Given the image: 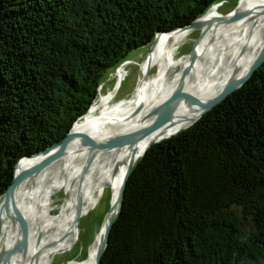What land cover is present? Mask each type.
<instances>
[{
	"label": "trees",
	"instance_id": "1",
	"mask_svg": "<svg viewBox=\"0 0 264 264\" xmlns=\"http://www.w3.org/2000/svg\"><path fill=\"white\" fill-rule=\"evenodd\" d=\"M220 1L0 0V194L132 51ZM100 264H264V62L136 160Z\"/></svg>",
	"mask_w": 264,
	"mask_h": 264
},
{
	"label": "bare ground",
	"instance_id": "2",
	"mask_svg": "<svg viewBox=\"0 0 264 264\" xmlns=\"http://www.w3.org/2000/svg\"><path fill=\"white\" fill-rule=\"evenodd\" d=\"M243 1L238 3L235 11L251 13L246 17L225 21L223 16L211 11L203 16L200 28H207L208 31L201 38L203 41L199 47L186 59L175 57V54L190 34L189 30L158 35L149 54L139 63L140 76L130 100L112 103V99L102 98L101 107L104 109L99 115L93 116L91 110L83 122L78 120V124H74L73 131L81 130L83 133L72 140L66 153L38 170L13 191L10 203L28 220L30 234L26 248L17 251L9 264H32L36 250L40 251L38 264H49L51 255L57 250L69 248L77 237L73 221L77 203H80L83 215L93 208L102 196L105 181L113 173V166L117 174L106 184L116 179L110 201L117 196L130 152H107L96 148L89 154L94 135L106 138L116 146H126L133 139L143 116L177 89L182 90L180 101L165 106L154 116L156 119L173 118L175 121L156 130L136 148L133 155L137 160L142 157L148 141L171 136L193 123L200 110L189 104L191 97L209 100L227 81L246 71L264 47V14L260 12L264 8V0ZM176 65L180 69L170 77ZM151 70H154V76ZM122 76L118 74V81ZM58 149L60 147L49 153L53 154ZM26 163L23 160L20 166ZM61 189L65 193L61 204L64 208L53 219L50 217L51 195ZM0 228V252L24 234L22 226L9 219L5 211ZM101 234L102 231L96 233L89 256L81 264H95ZM38 235L39 242L36 241Z\"/></svg>",
	"mask_w": 264,
	"mask_h": 264
},
{
	"label": "water",
	"instance_id": "3",
	"mask_svg": "<svg viewBox=\"0 0 264 264\" xmlns=\"http://www.w3.org/2000/svg\"><path fill=\"white\" fill-rule=\"evenodd\" d=\"M238 3H239V0L237 1V4ZM214 5H216V4H214ZM235 10H236V6L230 12L222 14L223 19L225 21L226 20L230 21V20H235V19L241 18V17H246V16L251 14V13L249 14V12H246V11L239 13V12H236ZM260 12H262V14H264V8ZM205 14H203L202 16L198 17L197 19L193 20L190 24L185 25L183 27L175 28L173 30L165 31V32H157L155 34L153 42L149 46V50L152 48L153 43H154V41L158 35L168 34L170 32L177 31V30H189V31L197 30L198 35L193 40L192 46H191L189 52L187 53L188 56H191V53L195 49L199 40L201 39V33L199 32L200 27H201L200 20L203 18V16ZM263 62H264V47L258 52V54L253 59V61L251 62L249 67L246 69V71L242 75H240L239 77L227 81L224 84V86L220 89V91L213 98L206 100V101H203L197 97H191L188 100L189 104L192 107L198 108L200 111H199L196 119L193 121V123L190 126H188L187 128L194 125L204 114H206L207 112L212 110L215 106H217L222 101H224L234 91L241 88L250 79V77L253 75V73L261 66V64ZM119 67L116 69V71L119 69ZM116 71H115V73H116ZM182 98H183L182 97V90L177 89L168 98H166L165 100L161 101L160 103H158L154 107H152L143 116V119L141 120L139 127L135 131L133 139L126 146H122V147L116 146L110 140L103 138L99 135H94V133H92L95 136V138L92 139V142L90 144L89 151H88L89 154L91 152H93V150H95L96 148H101L102 150L107 151V152H130V156H129V159H128L127 164H126V169L124 172L123 181L121 183L120 189H119L115 199L112 202L111 201L109 202L108 210H107V212L103 218V221L101 223V226L97 232L99 234L102 231V234H101V237L99 239V242H97V250L95 253V264H100L101 256L104 253L105 248L107 246L108 237H109V233L111 231V227L113 225V222H114L117 214L120 211L122 200H123V193H124L125 185H126L128 177L130 175V172L133 168V165L136 162L135 157L133 155L134 151L148 136L153 134L156 130H158L162 127H165V126H169L175 121L173 118H171V119H165V118L156 119L154 116L158 111L163 109L165 106L172 104V103L175 104L178 101H180ZM83 115L81 117H79L78 120H80L83 117ZM74 124H73V126H74ZM73 126L68 131V133L58 142L53 143L52 145L46 147L45 149H42L41 151L36 152L33 155L21 157L15 163L14 169H13L12 181L8 185V187L0 194V226H1V223L3 220V212L5 211L7 213V217L9 219L17 222L20 226H22V228L24 230V234L20 238L15 239L7 249L2 250L0 252V264H9L11 257L17 251L24 250L27 246V243L29 240V234H30L28 220L23 215H21V213H19L17 210H15L14 207L10 203L11 194L13 193V191L17 187H19V185H21V183H23L26 179H28L30 176H32L34 173H36L38 170H40L41 168H43L45 166L50 165L51 163L58 160L59 158H61L66 153L67 148L69 147L72 140L75 137H77L78 135H81L83 133V132H81V130L73 131ZM187 128H185V129H187ZM185 129H180L177 132H175L174 134H172L171 136H167V137L157 139V140L148 141L147 145L145 146V150L143 152V155L145 154L146 150L149 147H151L153 144L158 143L162 140L168 139L174 135H177L178 133L184 131ZM56 147H60V149H58L57 152L50 154L49 152ZM23 160H26L27 163L21 167L20 164ZM84 171H85V169L83 170L82 175H83ZM78 202H79V199H78ZM88 211L89 210H87V212ZM82 215H83V212H82L81 205H80V203H77L75 216H74V220H73L76 224L77 231H78V221ZM95 238H96V235L94 236L92 243H94ZM39 240H40V235L37 236L36 241L39 242ZM75 241H76V239H75ZM75 241L72 242L70 247L75 243ZM91 244L87 248V251H86L87 256H88V250H89V247L91 246ZM49 246H50V244L46 245L45 247H49ZM69 248L57 250L53 255H51V259L57 253L65 252ZM39 254H40V251L36 250L34 255H33V258H32V264H38ZM83 261L84 260H82L80 263H82ZM69 262H67L66 264H69Z\"/></svg>",
	"mask_w": 264,
	"mask_h": 264
},
{
	"label": "rangeland",
	"instance_id": "4",
	"mask_svg": "<svg viewBox=\"0 0 264 264\" xmlns=\"http://www.w3.org/2000/svg\"><path fill=\"white\" fill-rule=\"evenodd\" d=\"M238 0H222L216 5L212 6L208 11L214 12L217 16H222V14L230 12L235 6L237 7ZM241 0H239L240 2ZM245 1V0H244ZM243 1V2H244ZM207 11V12H208ZM207 28H200L199 32L201 33V38L207 33ZM198 35L197 30L190 31V34L185 39V41L179 46L178 50L176 51L175 57L180 59H186L188 57L187 53L189 52L193 40ZM203 39H200L198 44L196 45L194 51L199 47L200 43ZM152 49V48H151ZM149 48H142L139 50L132 51L128 58L129 61L123 63L119 67V69L110 75L109 78L105 80V82L101 85L99 89V95L97 100L93 103L94 105L83 115V117L78 121L79 123L83 122V118L92 110L93 116H97L101 113V100L102 98H109L112 99V103H118L123 101H129L131 95L134 93L135 88L138 84L139 79V63L146 57L147 54L151 51ZM180 67L176 65L173 71L170 74V77L175 75L179 71ZM121 73L123 76L121 80L118 81L117 77L118 74ZM152 76L155 75L154 70L150 72ZM115 91V93H113ZM102 96V97H100ZM97 110V111H96ZM78 122L76 124H78ZM113 173L112 175L105 181L103 185V193L102 196L97 199L96 204L90 209L85 215H82L78 221V231L75 243L65 252L57 253L53 258L50 260L49 264H65L66 261L72 260L69 264H81L82 260H86L89 256L90 247L88 250L87 256V248L92 243L94 236L98 232L103 218L108 210V204L110 202L111 194H113V185L115 180L110 183L106 184L114 175L117 174V169L112 167ZM105 175V173H104ZM103 175V177H104ZM64 190L61 189L51 195L52 201V210L50 217L54 219V217L59 214L64 206H62L63 198H64ZM77 229V228H76ZM0 235H1V228H0ZM70 239V236L68 240ZM67 240V241H68ZM67 243V242H66ZM65 243V244H66ZM83 261V262H84ZM82 262V263H83Z\"/></svg>",
	"mask_w": 264,
	"mask_h": 264
},
{
	"label": "flooded vegetation",
	"instance_id": "5",
	"mask_svg": "<svg viewBox=\"0 0 264 264\" xmlns=\"http://www.w3.org/2000/svg\"><path fill=\"white\" fill-rule=\"evenodd\" d=\"M69 261H72V260H69ZM69 261H66V263L69 262ZM66 263H65V264H66Z\"/></svg>",
	"mask_w": 264,
	"mask_h": 264
}]
</instances>
